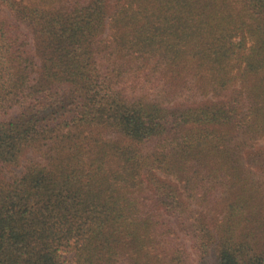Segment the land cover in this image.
Segmentation results:
<instances>
[{"label": "trees", "instance_id": "trees-1", "mask_svg": "<svg viewBox=\"0 0 264 264\" xmlns=\"http://www.w3.org/2000/svg\"><path fill=\"white\" fill-rule=\"evenodd\" d=\"M261 139L264 0H0V264H264Z\"/></svg>", "mask_w": 264, "mask_h": 264}, {"label": "rangeland", "instance_id": "rangeland-1", "mask_svg": "<svg viewBox=\"0 0 264 264\" xmlns=\"http://www.w3.org/2000/svg\"><path fill=\"white\" fill-rule=\"evenodd\" d=\"M111 3L114 4L115 3V0H111ZM258 145H261L262 147H264V139L259 140ZM36 153L37 152L32 151V150L29 151L27 153V155H26V159H25L24 163L21 166H19L17 168H14L15 169V172L21 173L24 170L25 164L27 163L28 159L29 158H32L34 156H37L38 153L37 154ZM253 168L256 169V167H253ZM186 243L190 247V249L192 250V252H194V250H193L194 249V247H193L194 241L192 240L191 237L186 238ZM67 262H68V264H77L74 261L72 254H67Z\"/></svg>", "mask_w": 264, "mask_h": 264}]
</instances>
